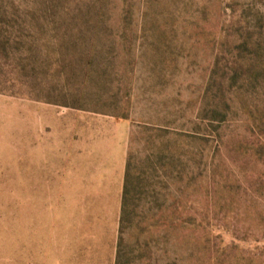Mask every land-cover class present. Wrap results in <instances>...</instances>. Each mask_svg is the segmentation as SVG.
<instances>
[{
	"label": "rangeland",
	"instance_id": "1",
	"mask_svg": "<svg viewBox=\"0 0 264 264\" xmlns=\"http://www.w3.org/2000/svg\"><path fill=\"white\" fill-rule=\"evenodd\" d=\"M46 219L38 264H264V0H0V264Z\"/></svg>",
	"mask_w": 264,
	"mask_h": 264
},
{
	"label": "crops",
	"instance_id": "2",
	"mask_svg": "<svg viewBox=\"0 0 264 264\" xmlns=\"http://www.w3.org/2000/svg\"><path fill=\"white\" fill-rule=\"evenodd\" d=\"M84 123L89 122L87 121V119H83ZM93 122V121H92ZM125 178H124V184H123V192H122V196L125 190V184H126V175H127V166H126V171H125ZM47 177H43L41 179H47L50 180V176L51 175H44ZM72 176V175H71ZM96 176V175H95ZM84 179V177L80 176V177H67L65 180H82ZM44 184V183H43ZM55 184H51V183H45L44 186L42 188H32L33 191V199H32V203L35 205H39V206H49V205H55L58 203L56 198H53L55 196H58L61 194V191H66L67 193L69 192L71 194L72 189L78 190V192H75L74 194H81V190H85L87 187L85 186L84 182H69V183H65V187L63 188L64 190L58 189V188H54ZM122 206V205H121ZM37 221H32V225L31 227L36 228L37 226H40L42 228H45V230L41 231L40 233L35 232L34 230L31 231L30 233H28V235L25 237V241L24 242H18L17 243V252L18 253H24L25 257H24V263L23 264H38L36 262L37 258L35 257V255L38 253L40 255V259L41 260H48V252H65L66 250H69L68 248H65V243L62 241H56L55 239L56 237V232L55 230L52 231L53 234L51 236V232H49L47 229L50 228H59L60 227V223L57 222L56 220H49L46 219L45 222H39L36 223ZM18 260L20 259V257L17 258ZM57 260H59V264H61V261H63V258L61 257H57ZM54 260V259H53ZM18 264H22V263H18ZM48 264H56V263H48Z\"/></svg>",
	"mask_w": 264,
	"mask_h": 264
},
{
	"label": "trees",
	"instance_id": "3",
	"mask_svg": "<svg viewBox=\"0 0 264 264\" xmlns=\"http://www.w3.org/2000/svg\"><path fill=\"white\" fill-rule=\"evenodd\" d=\"M129 180H130V173L127 170V175H126V184H125V190L122 196V206H121V216H120V225L119 228L120 230H122L123 225L126 223L127 220V216H128V195H129ZM119 230V231H120ZM118 247H120V242L118 241ZM119 253V257L117 259L120 258V249L118 250ZM117 264H120V261L117 260L116 262Z\"/></svg>",
	"mask_w": 264,
	"mask_h": 264
}]
</instances>
